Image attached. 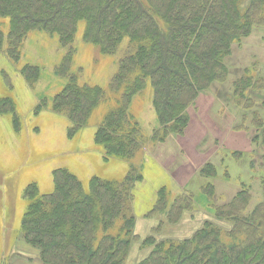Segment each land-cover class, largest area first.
<instances>
[{"label":"trees","instance_id":"trees-1","mask_svg":"<svg viewBox=\"0 0 264 264\" xmlns=\"http://www.w3.org/2000/svg\"><path fill=\"white\" fill-rule=\"evenodd\" d=\"M5 20L9 30L5 34L0 27V56L15 64L21 61L32 32L59 37L66 54L56 73L67 84L55 96L53 112L69 119V136L73 137L104 105L107 110L95 142L103 148L106 161L116 158L130 164L124 179L94 176L88 189L66 168L53 171L50 194H41L35 183L27 187L21 238L37 252L40 264H126L134 242L151 249L136 264H264V179L262 199L252 209L248 182H241L230 202L216 205L215 181L220 172L206 162L197 172L205 180L200 194L192 193L188 185L175 197L167 187L158 191L147 217L162 215L164 220L153 235L144 239L135 235L133 211L134 188L144 180L142 165L134 160L149 142L163 145L186 136L192 124L190 110L200 96L215 84L229 82L227 59L234 45L255 29H264V0H0V21ZM81 22L85 23V43L105 56L122 53L107 90L82 85L81 71L73 73L74 42ZM21 73L34 89L41 69L28 64ZM5 78V86L12 88L10 77ZM148 85L159 122L150 138L131 113L133 100ZM232 88L233 102L244 113L234 130L253 128L252 143L264 148V77L248 68L232 82ZM255 93L262 95L261 108H257ZM0 115H11L15 129L20 130L12 97H0ZM230 156L240 161L246 154L232 151ZM224 178H231L228 168ZM199 196L209 204L200 226L181 240H159L155 234L166 225H179L200 211Z\"/></svg>","mask_w":264,"mask_h":264},{"label":"rangeland","instance_id":"rangeland-1","mask_svg":"<svg viewBox=\"0 0 264 264\" xmlns=\"http://www.w3.org/2000/svg\"><path fill=\"white\" fill-rule=\"evenodd\" d=\"M2 22L0 27L7 34L9 22ZM84 30L85 23L81 22L74 42L73 73L81 71L80 84L97 85L107 90L118 71L122 53L102 55L97 47L83 41ZM65 54L58 36L35 31L28 36L18 64L4 54L0 56V97H12L16 101L21 124L17 131L11 115H0V264H40L37 252L21 238L22 218L28 207L24 196L29 185L35 183L41 194H50L54 191L53 171L66 168L88 189L94 176L122 180L129 170L128 161L116 158L106 161L103 148L95 142V134L107 110L104 105L94 112L90 124L73 137L69 136L72 126L69 119L53 112L54 98L67 84V80L56 73ZM28 64L41 69L34 89L27 85L21 73ZM227 64L229 82L215 84L200 96L196 107L190 110L192 124L186 136L171 138L163 145L149 142L143 154L139 153L134 160L137 166L142 165L144 176L134 188L133 200L134 233L141 239L153 235L154 229L164 220L162 215L147 217L157 201L158 191L167 187L175 197L182 191L180 188L188 185L192 193L200 194L205 180L197 172L206 162L215 164L220 172L215 181L216 205L230 202L241 182L250 183L253 197L250 209L262 199L264 148L252 143L256 134L253 128L249 132L234 130L241 125L244 113L233 102L232 82L242 77L248 68L264 77V29H255L240 44L234 45ZM5 75L10 77L12 88L5 86ZM152 95V87L148 85L131 105V113L146 138L159 128ZM253 98L259 103L257 108H261V93H255ZM232 151L245 152L246 156L235 161L230 156ZM227 168L231 178L226 181ZM199 199L202 201L200 211L194 217L187 216L176 226L166 225L162 233L155 236L159 240H181L190 236L204 220L203 214L209 212L208 201L202 196ZM150 251L134 242L126 264L140 262Z\"/></svg>","mask_w":264,"mask_h":264}]
</instances>
